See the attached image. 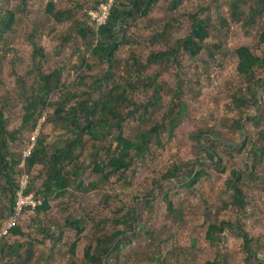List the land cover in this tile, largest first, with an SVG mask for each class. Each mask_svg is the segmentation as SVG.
<instances>
[{"label":"rangeland","instance_id":"obj_1","mask_svg":"<svg viewBox=\"0 0 264 264\" xmlns=\"http://www.w3.org/2000/svg\"><path fill=\"white\" fill-rule=\"evenodd\" d=\"M48 2H52L54 12H67L69 18L63 23H54L45 13ZM94 2L95 0H0V10L9 11L13 16V26L0 43V101L7 105L4 111L7 130H18L14 135L15 140L9 142L12 153L23 156L32 143L31 137L35 135L36 138L39 132L47 136L48 142L61 136V130L46 122L45 114L34 132L28 128L19 129L24 114L22 97L25 89L34 86L33 80L36 82L39 73L60 69V83L64 87L69 85L75 87L76 77L86 74L82 70L78 71L77 50L84 53V49L74 31L77 25L86 24L85 11ZM170 2L171 0H157L147 19L137 22L128 30L127 44L122 45L115 54L119 68L113 71L112 80L124 78L122 71L130 69L132 57L144 60L148 54L165 49L163 44L151 47L147 41L153 34L159 33L166 20L171 19L175 23H180V26L169 34L172 39H178L183 37L189 28L187 15L197 13L207 18L213 28L205 47L209 51L212 45L220 41L221 54H217L211 60L207 52L203 51L193 61L181 53L178 57V66L169 68L158 79V83L165 91H175L179 87L184 90L183 102L186 104V112L180 123L171 135H167L166 132L160 135V145H154L152 152L146 154L144 158L133 160V164L125 172L124 181L110 178L108 183L100 185L88 195L70 190V194L50 199L49 209L38 215L34 214V210H26L22 219L18 221L21 234L0 237V248H3V253H0V264H88L84 259V249L92 238L94 231L92 224L77 235L75 230L65 226V217L68 215L83 217L86 221L90 218L93 221L109 220L115 209H125L135 204L133 197L147 192L151 187V180L160 182L161 174L174 163H182L180 164L182 168L190 169V163L198 156L195 141L190 136L200 129H214L220 132L219 140L224 146L218 147L217 152L221 153L223 158L222 166L225 173L220 174L212 165L205 164L207 175L196 184L194 191L180 189L173 183L163 181V190H170V198L174 207L180 210V214L176 217L167 214L162 194H158L156 190L154 192L156 197L151 200L150 208L144 210L140 218V223L144 224L143 230L131 237L130 243L121 248L117 260L120 264H160L146 260L147 257H158L161 264H206L215 260L218 264H245L242 243L230 233H225V240L218 249L208 244L205 239L204 212L211 206H219L222 200L228 198L225 181L229 171L234 168H242L245 171L247 169L246 150L239 154L228 148L229 145L242 142L238 133L229 130L233 120L238 118L237 111L230 105L231 96L245 87L236 73L237 60L234 50L240 46H247L256 56L264 53V44H257L255 40L264 25V13L250 28H245L230 21L229 0H184L176 13L169 10ZM244 11H247V8H244ZM34 50H39L41 56L33 55ZM84 56L87 57L86 54ZM103 69H105L103 66L96 67L87 75H94L95 71L101 73ZM158 72L159 68H150L143 77ZM256 77L262 78V75L257 74ZM89 83L90 81L85 82L86 85ZM150 95L149 90L145 92L139 88L131 99L135 104L147 103ZM258 96L259 103L264 108L263 90ZM57 98L53 96L50 100L56 101ZM169 102L170 96L162 94L155 109L161 113ZM151 110L153 109L150 108L149 111ZM49 112L50 110L47 113ZM262 118L264 119V113ZM138 123L135 118L127 120L124 134L129 136L131 133L129 129ZM242 125L244 130L254 137L253 124L244 121ZM89 144L90 141H87L86 150ZM261 146L264 154V141ZM78 158L85 162L88 159L85 151H82ZM21 167L22 164L17 167L20 170L15 178L17 182L23 173ZM40 170L41 165H36L28 175V183L31 177H36L31 194L36 192L44 179V174H40ZM253 174L255 177L245 189L247 205L244 210L240 213L230 208L218 218L235 221L239 217L243 229L253 241L254 239L258 241L257 256L264 260V156ZM93 178V175L85 171L79 180L86 184ZM106 195L110 198L104 202ZM38 199L42 201L41 198ZM0 200L1 230L11 216H7L5 209L2 208L7 202L3 198ZM37 226L50 229L51 233L55 234L54 238H47V233L37 231ZM104 229L110 230V223L106 222ZM145 231L150 232V236L146 235ZM74 241L76 247L71 253L70 246ZM15 242L22 245L16 253L22 257L21 259H17L12 252Z\"/></svg>","mask_w":264,"mask_h":264},{"label":"trees","instance_id":"obj_2","mask_svg":"<svg viewBox=\"0 0 264 264\" xmlns=\"http://www.w3.org/2000/svg\"><path fill=\"white\" fill-rule=\"evenodd\" d=\"M101 1L103 0H95L87 11L95 9ZM183 2L184 0H171L169 10L176 13ZM156 3L157 0H113L105 23L97 30L94 31L86 23L77 25L74 31L84 49V53L77 50L78 71L86 72L85 75L76 77L75 87L71 85L64 87L60 83L61 70L56 69L37 74L36 82L35 79L33 80L35 87L31 85L25 89L22 97L24 114L19 129L28 128L34 132L39 120L45 114L46 122L62 131L61 136L55 137L52 142H48L47 136L39 132L28 156L12 153L9 142L15 140L14 135L18 130H7L4 112L7 105L0 101V199L3 198L7 202V205L2 206L7 216L13 213L15 194L19 189L20 180L18 182L15 180L20 172L17 169L19 165L22 164L21 176L27 177L34 166L41 165L40 174H44V179L40 187L34 194L30 193L36 180V177H31L24 189V193L31 194L35 200L38 197L42 199V201L38 199L40 205L34 209V214L38 215L49 209L50 199L63 197L71 191L88 195L100 185L108 183L110 178L124 181L125 172L133 164V160L144 158L146 154L152 152L154 145H160V135L163 132L171 135L180 123L186 112V104L183 102L184 90L179 87L175 91H165L158 83V79L169 68L178 66V57L181 53L193 61L203 51L207 52L211 60L217 54H221L220 41L212 45L209 51L205 47V42L209 39L213 28L207 18L197 13L187 15L189 28L185 35L178 39H172L169 34L175 31L180 23H175L171 19L166 20L159 33L153 34L147 41L151 47L163 44L165 49L148 54L144 60L140 57H132L130 69L122 71L124 78L112 80L113 71L119 68L115 54L122 45L127 44L126 33L137 22L145 21ZM244 8H247V11H244ZM45 13L56 24L63 23L69 18L67 12H54L52 2L46 4ZM263 13L264 0H229L228 2L230 21L238 23L241 27L250 28ZM12 26V13L0 10V43ZM255 40L257 44H264V25ZM32 54L41 56L39 50H34ZM85 54L87 57L84 56ZM234 55L237 60L236 73L245 87L231 96L230 105L237 111L238 118L233 120L229 130L238 133L242 142L229 145L228 148L239 154L246 150L248 164L245 163L246 171L242 168L229 171L225 181L228 198L222 200L219 206H211L204 212L205 239L212 248L218 249L225 240V233H230L242 243L245 264H264V260L257 256L258 241L255 239L253 241L243 229L240 218L237 217L235 221L218 218L230 208L240 213L244 210L247 205L245 189L250 186L255 177L253 171L264 156L261 146L264 141L262 118L264 108L261 107L258 96L260 91L263 90L264 93V53L256 56L251 53L249 47L240 46L234 50ZM102 66L105 69L101 73L95 71L94 75H87L92 69ZM150 68H159V72L143 77ZM257 74H261L262 78H257ZM86 81L90 83L86 85ZM139 88L151 92L147 103L135 104L132 101L131 96ZM162 94L170 96V102L164 111L159 113L155 108ZM53 96L58 97L56 101L50 100ZM150 108L153 110L149 111ZM134 118L139 123L129 129L131 133L127 136L124 134V125L127 120ZM244 121L253 124L254 137L244 130L242 125ZM218 133L220 132L214 129H200L192 134L190 138L195 141L198 156L190 163V169L182 168L180 165L182 163H174L175 165L161 174L160 182L151 180V187L147 192L133 197L135 204L129 208L115 209L114 215L109 220L93 221L90 218L86 221L83 217L66 216L65 226L75 230L77 235L84 232L90 223L92 224L94 229L92 238L84 249L86 262L120 264L117 260L118 254L121 248L130 243L131 237L143 230L144 224L140 223V218L144 210L150 208L151 200L156 197L154 195L156 190L158 194H162L166 213L175 217L180 214V210L174 207L170 198V190H163V181L173 183L180 189L194 191L196 184L207 175L205 164L212 165L220 174L225 173L222 166L223 158L221 153L217 152L218 147L224 146L219 140ZM64 135L67 136L63 137ZM87 141H90V144L86 150ZM82 151H85L88 157L86 162L78 158ZM85 171L94 178L83 184L79 178ZM104 198L105 202L110 197L106 195ZM106 222L110 223V230L104 229ZM118 226L121 228H117ZM37 231L42 234L47 233V238L55 236L50 229L46 230L44 227L37 226ZM10 234L14 236L21 234L19 223ZM145 234L150 236L148 231H145ZM254 245L256 247H253ZM75 247L76 241L71 243V253ZM20 248L22 245L15 242L12 252L17 259L22 258L16 254ZM0 253H3V248H0ZM146 260L161 264L158 257H147ZM206 264L218 263L215 260Z\"/></svg>","mask_w":264,"mask_h":264},{"label":"built area","instance_id":"obj_3","mask_svg":"<svg viewBox=\"0 0 264 264\" xmlns=\"http://www.w3.org/2000/svg\"><path fill=\"white\" fill-rule=\"evenodd\" d=\"M113 0H103L99 2L98 6L93 10L85 12L86 23L94 31L103 25L108 17L110 6ZM35 135L31 137L32 143L30 144L23 157L29 155L30 150L34 144ZM28 184V177L26 175L21 176L19 181V189L15 194V204L11 217L4 223L0 230V237H7L10 231L18 224L19 219L24 215L26 210L33 211L38 205L39 200H35L32 195L25 194L24 189Z\"/></svg>","mask_w":264,"mask_h":264},{"label":"clouds","instance_id":"obj_4","mask_svg":"<svg viewBox=\"0 0 264 264\" xmlns=\"http://www.w3.org/2000/svg\"><path fill=\"white\" fill-rule=\"evenodd\" d=\"M9 236H10V234H9Z\"/></svg>","mask_w":264,"mask_h":264}]
</instances>
